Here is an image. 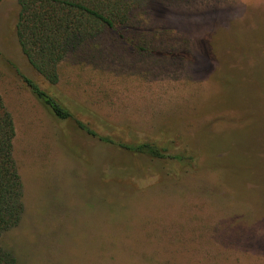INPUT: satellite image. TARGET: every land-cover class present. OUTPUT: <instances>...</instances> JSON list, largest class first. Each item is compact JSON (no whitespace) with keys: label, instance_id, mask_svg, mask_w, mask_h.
Wrapping results in <instances>:
<instances>
[{"label":"rangeland","instance_id":"374dc122","mask_svg":"<svg viewBox=\"0 0 264 264\" xmlns=\"http://www.w3.org/2000/svg\"><path fill=\"white\" fill-rule=\"evenodd\" d=\"M17 1L0 2L25 203L0 242L17 264H264V0H148L128 27L70 51L55 87L18 45ZM23 75L97 134L55 119ZM171 132L188 166L119 146L171 155Z\"/></svg>","mask_w":264,"mask_h":264},{"label":"trees","instance_id":"16d2710c","mask_svg":"<svg viewBox=\"0 0 264 264\" xmlns=\"http://www.w3.org/2000/svg\"><path fill=\"white\" fill-rule=\"evenodd\" d=\"M147 1L18 0L20 11L15 25L18 45L32 68L55 87L61 80L60 64L70 51L99 37L105 31L119 32L128 27L135 12ZM23 78L37 100L55 119L67 121L74 118L84 131L97 134L87 122L76 117L75 107L69 105L54 90L41 86L28 76L23 75ZM166 135L162 136V142L170 141L173 144L174 151L171 155L164 153L166 147L163 150L152 141L137 145L119 143V146L134 154L151 155L152 161H157L159 167H162L164 161V166L168 168L188 166V162L194 158L190 154L186 157L180 153L183 146L180 145L182 143L179 136L174 132ZM15 138L14 117L0 93V240L4 233L20 224L25 211L24 187L14 155ZM101 139L115 143L108 137ZM184 160L187 161L185 165L182 164ZM166 176L171 175H163ZM0 264H17L15 254L1 242Z\"/></svg>","mask_w":264,"mask_h":264}]
</instances>
